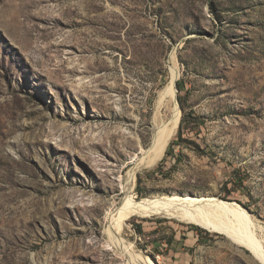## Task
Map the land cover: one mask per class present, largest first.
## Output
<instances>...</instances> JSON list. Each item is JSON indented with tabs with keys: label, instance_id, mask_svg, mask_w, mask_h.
<instances>
[{
	"label": "rangeland",
	"instance_id": "1",
	"mask_svg": "<svg viewBox=\"0 0 264 264\" xmlns=\"http://www.w3.org/2000/svg\"><path fill=\"white\" fill-rule=\"evenodd\" d=\"M173 62L187 111L205 121L185 130L165 178L154 171L178 126L132 195L224 199L236 174L245 187L227 200L264 226V0H0V264H130L116 235L156 264H259L177 218L111 225Z\"/></svg>",
	"mask_w": 264,
	"mask_h": 264
},
{
	"label": "bare ground",
	"instance_id": "2",
	"mask_svg": "<svg viewBox=\"0 0 264 264\" xmlns=\"http://www.w3.org/2000/svg\"><path fill=\"white\" fill-rule=\"evenodd\" d=\"M180 73L179 67L173 62L170 66V79L172 80L162 90L158 107L154 113L155 127L152 133V143L148 149H144V157L141 162L130 169L122 190L125 196L111 215V225L120 232L129 219L135 216L146 218L154 215H164L197 223L214 228L213 231L215 232L223 233L234 243L249 250L259 264H264V226L260 224L261 222L259 223V221L251 217L238 203L234 201L227 202L219 200L215 196L206 195L181 196L173 194L165 195L164 197H145L141 199H136L132 195L137 172L142 168L154 165L162 158L180 124L181 110L177 102V90L175 87V81L179 79ZM163 104L171 105V111L174 113L173 121L169 122V119H160V110ZM193 203H204L206 207H189ZM114 241L120 253L130 257V264H142V261L146 264H156L151 257L144 256L133 244L117 237V235Z\"/></svg>",
	"mask_w": 264,
	"mask_h": 264
},
{
	"label": "trees",
	"instance_id": "3",
	"mask_svg": "<svg viewBox=\"0 0 264 264\" xmlns=\"http://www.w3.org/2000/svg\"><path fill=\"white\" fill-rule=\"evenodd\" d=\"M177 86H178V90H179L178 99H179L181 107L184 110V114H183V117H182V120H181V123L179 126V130H178V138H177V140H173L170 143V145L166 151L165 157L161 160L157 169L154 171V172H159L160 174L163 173V177H165V178H169L171 176L172 172L175 171L177 169V167L179 166L180 160H182V158H181L182 153L176 152V145H181V142L185 141V139L183 138L185 130H188L190 128L191 129L200 128L201 125H203L204 121H205L204 118L201 115L197 114L195 111H193V110L187 111L185 98L189 92L187 91V93L185 95L182 94V92L184 91V88H185V85H184V82L182 79L178 80ZM193 143H195V142H193ZM195 145H196V143H195ZM192 149H195L196 151H202V149L200 148L199 145H196V148H192ZM171 157L175 158L176 161L175 162L171 161V166L168 168V170L166 172H164V168L166 167V163L169 160V158H171ZM230 182L233 183V186L231 188H228V186H226L227 190H226L225 194L223 195L224 199H228V197L230 195H232L234 192H237L238 189L240 190L241 187H245L244 186V180L242 178H239L236 174H235V180H231ZM140 183H141V181L139 178V183L137 186V191L139 194L142 191ZM246 207L249 210H251L250 205H246ZM159 221L162 222V221H165V219H160ZM189 227L198 231L199 242L205 241L204 240L205 238L203 236L204 234H208V235L211 234L209 230H207L201 226L195 225V224H189ZM136 230L139 231L140 233H143V226L141 224H137ZM163 240L167 243L168 246H172L174 241H176V234L173 232L172 235L164 237Z\"/></svg>",
	"mask_w": 264,
	"mask_h": 264
},
{
	"label": "water",
	"instance_id": "4",
	"mask_svg": "<svg viewBox=\"0 0 264 264\" xmlns=\"http://www.w3.org/2000/svg\"><path fill=\"white\" fill-rule=\"evenodd\" d=\"M170 80H172V79H170ZM170 80H169V82H170ZM177 83H178V79L175 81V87H176V90H177V102H178V104H179V107L181 108V105H180V102H179V99H178V92H179V90H178ZM173 120H174V113L171 114V116H170V118H169V122H171V121H173ZM180 123H181V120H180ZM179 125H180V124H179ZM176 194L181 195V196H185V195L194 196V195H192V194L182 193V192H180V193H176ZM217 198H218V197H217ZM218 199H219V200H223V201H227V202H232V200L221 199V198H218ZM246 210H247V209H246ZM247 212H249V211L247 210ZM249 214H250V213H249ZM194 224H196V225H198V226H201V227H203V228H205V229H208L209 231H213V230H214V228H211V227L202 226V225L197 224V223H194ZM251 254H252V253H251Z\"/></svg>",
	"mask_w": 264,
	"mask_h": 264
}]
</instances>
